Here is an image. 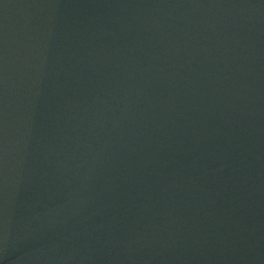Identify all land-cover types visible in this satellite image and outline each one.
Instances as JSON below:
<instances>
[{
    "label": "water",
    "instance_id": "water-1",
    "mask_svg": "<svg viewBox=\"0 0 264 264\" xmlns=\"http://www.w3.org/2000/svg\"><path fill=\"white\" fill-rule=\"evenodd\" d=\"M0 264H264V0H0Z\"/></svg>",
    "mask_w": 264,
    "mask_h": 264
}]
</instances>
